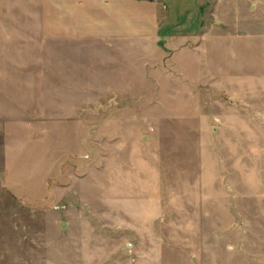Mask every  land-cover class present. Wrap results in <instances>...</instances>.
<instances>
[{
	"label": "rangeland",
	"instance_id": "1",
	"mask_svg": "<svg viewBox=\"0 0 264 264\" xmlns=\"http://www.w3.org/2000/svg\"><path fill=\"white\" fill-rule=\"evenodd\" d=\"M86 2L0 0V264H264V0Z\"/></svg>",
	"mask_w": 264,
	"mask_h": 264
},
{
	"label": "crops",
	"instance_id": "2",
	"mask_svg": "<svg viewBox=\"0 0 264 264\" xmlns=\"http://www.w3.org/2000/svg\"><path fill=\"white\" fill-rule=\"evenodd\" d=\"M90 7V30L142 36L159 26L158 13L153 11L160 0H86ZM202 6L203 0H195ZM201 13L199 12V17ZM150 24V25H149ZM151 26V27H149ZM152 28V29H151ZM153 32V30H152ZM159 37L158 33L156 37Z\"/></svg>",
	"mask_w": 264,
	"mask_h": 264
},
{
	"label": "water",
	"instance_id": "3",
	"mask_svg": "<svg viewBox=\"0 0 264 264\" xmlns=\"http://www.w3.org/2000/svg\"><path fill=\"white\" fill-rule=\"evenodd\" d=\"M63 226H64V224H63Z\"/></svg>",
	"mask_w": 264,
	"mask_h": 264
}]
</instances>
